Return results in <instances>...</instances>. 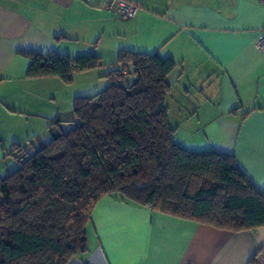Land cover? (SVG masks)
Instances as JSON below:
<instances>
[{
  "label": "crops",
  "instance_id": "obj_1",
  "mask_svg": "<svg viewBox=\"0 0 264 264\" xmlns=\"http://www.w3.org/2000/svg\"><path fill=\"white\" fill-rule=\"evenodd\" d=\"M123 1L138 14L119 19L110 0H0V180L18 168L14 146L33 155L51 141V123L107 88L128 51L175 63L167 106L177 144L233 155L264 191V0ZM30 51L96 56L102 68L75 73L71 85L29 79L19 52ZM88 249L70 264H264V227L234 233L105 197Z\"/></svg>",
  "mask_w": 264,
  "mask_h": 264
},
{
  "label": "trees",
  "instance_id": "obj_2",
  "mask_svg": "<svg viewBox=\"0 0 264 264\" xmlns=\"http://www.w3.org/2000/svg\"><path fill=\"white\" fill-rule=\"evenodd\" d=\"M29 79L66 85L102 68L96 56L19 52ZM109 85L73 102L69 121H53L52 140L33 155L14 146L18 168L0 180V264H70L89 252L93 212L111 197L219 230L264 227V191L233 155L190 152L169 123L172 60L121 51Z\"/></svg>",
  "mask_w": 264,
  "mask_h": 264
},
{
  "label": "built area",
  "instance_id": "obj_3",
  "mask_svg": "<svg viewBox=\"0 0 264 264\" xmlns=\"http://www.w3.org/2000/svg\"><path fill=\"white\" fill-rule=\"evenodd\" d=\"M109 8H111L115 15L122 20L134 17L139 12V8L137 6L123 0H110ZM257 48L260 53L264 55V27L262 29L260 39L257 42Z\"/></svg>",
  "mask_w": 264,
  "mask_h": 264
},
{
  "label": "rangeland",
  "instance_id": "obj_4",
  "mask_svg": "<svg viewBox=\"0 0 264 264\" xmlns=\"http://www.w3.org/2000/svg\"><path fill=\"white\" fill-rule=\"evenodd\" d=\"M108 85H109V82H107V85L106 86H108ZM44 142H45L44 144H48L51 141H44Z\"/></svg>",
  "mask_w": 264,
  "mask_h": 264
}]
</instances>
